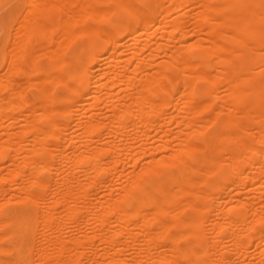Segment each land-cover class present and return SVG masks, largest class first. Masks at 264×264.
I'll list each match as a JSON object with an SVG mask.
<instances>
[{"label":"bare ground","instance_id":"1","mask_svg":"<svg viewBox=\"0 0 264 264\" xmlns=\"http://www.w3.org/2000/svg\"><path fill=\"white\" fill-rule=\"evenodd\" d=\"M23 2L0 264H264V0Z\"/></svg>","mask_w":264,"mask_h":264},{"label":"rangeland","instance_id":"2","mask_svg":"<svg viewBox=\"0 0 264 264\" xmlns=\"http://www.w3.org/2000/svg\"><path fill=\"white\" fill-rule=\"evenodd\" d=\"M6 1H7V0H0V8H1L0 10L2 11V12L0 11V15L3 14V15H1V17H0V19L3 20V21H0V29L2 28V31L0 30V31H1L0 33H1V34L7 33L8 36L12 37V30L16 32V31H17V27H19V26H18V22H20V21H18V19H19V17L21 18V13H20V12H21L20 10H22V9H21V8H22V6H21V2L24 1V2L22 3V5L25 6V5L27 4V1H28V0H23V1H22V0H17V1H16V0H14V1H13V0H8L9 5H7L8 2H6ZM11 1H12V2H11ZM202 1H203V0H202ZM211 1H213V0H211ZM215 1H216V0H215ZM4 2H5V3H4ZM10 2H11V3L14 2L13 4H14L15 6H14L13 4H11ZM17 2H18V3H17ZM3 3H4V4H3ZM15 3H16V4H15ZM19 3H20V5H18ZM201 3H202V2H201ZM2 4H3L4 6H3ZM203 4H205V5H203V6H205V7L208 6V5H206V3H204V2H203ZM207 4H209V3L207 2ZM1 5H2V6H1ZM10 5H11V6L13 5L14 7L12 6V7H13V8H12ZM200 5H201V4H200ZM209 5H210V4H209ZM16 6H17L18 9H20L19 11H18V9L16 8ZM19 6H20V8H19ZM198 6H199V5L197 4L196 7L194 8V9H195V10H194L195 12H196V9L199 8ZM4 7H5V9H2V8H4ZM205 7H204V8H205ZM10 8H11V13H9V11H8V9L10 10ZM15 8H16V10H15ZM191 8H192V7H191ZM200 8H201V6H200ZM204 8H203V9H204ZM12 9L14 10V12H13ZM203 9H201V10H203ZM3 11H4V12H3ZM7 11H8V13H7ZM194 11H193V12H194ZM17 12H18V13H17ZM13 13H14V15H16V16H15L16 18L13 17V15L11 16V14H13ZM210 13L212 14V12H210ZM214 13H216V9H215ZM214 13H213V14H214ZM7 14H8V15H7ZM19 14H20V15H19ZM9 15L11 16V17H10L11 19L8 18ZM6 16H8V17H6ZM189 16H190V15H189ZM210 16H212V15H210ZM4 17L8 18L9 21H8L7 19H6L7 21H5V20H4ZM190 17H191V16H190ZM190 17H189V18H190ZM212 17H213V16H212ZM12 18H15V20L17 19L16 21H18V22H16L14 19H13V20H14V21H13ZM187 19H188V17H187ZM190 19H191V18H190ZM190 19H188V20H190ZM19 20H20V19H19ZM4 21L6 22V23H5V26H4ZM10 21L12 22V24H14V26H13L12 24L8 25L7 22L10 23ZM13 22H14V23H13ZM15 22H16L17 24H16ZM2 24H3V25H2ZM15 24H16V25H15ZM1 26H2V27H1ZM9 26H11V28H10ZM5 27H7V28H5ZM14 27H15V28H14ZM4 28H5V29H4ZM8 28H9V30H8ZM207 28H208V27H205V29H203V30H206ZM15 29H16V30H15ZM7 30H8V32H7ZM10 30H11V31H10ZM203 30H202V33H205V32H203ZM15 32H14V33H15ZM8 33H9V34H8ZM14 33H13V34H14ZM205 35H207V34H206V33H205V34H202V36L207 37V36H205ZM13 36H14V35H13ZM206 42H207V41H205L204 43H206ZM208 43H209V42H208ZM205 46H206V44H205ZM204 48H205V47H204ZM222 89H223V88H222ZM221 94H222V93H219L220 98H221ZM221 99H223V98H221ZM221 99H219V97L217 98V100H219V101H220ZM225 99H226V98H224V100H225ZM118 174H119V173H118ZM118 174H117V175H118ZM99 175H100V177H101L102 179H104V178H106L109 174H108L106 171H101ZM116 177H117V176L115 175V178H116ZM120 179L123 180L124 178H123V179H122V178H119V180H120ZM117 180H118V179H117ZM13 205H14V204H11V203L8 204V206H13ZM69 228H70V229H69ZM67 229L70 230V231H67L69 235H72L73 231H74V232H77V231H75L76 229H74V228H73L74 230H73V229L71 230V227H68ZM71 231H72V233H69V232H71ZM73 234H74V233H73ZM251 248L253 249L254 246H252ZM235 255H236V254H234V259H236V260H237V259H241V258L243 259V257H242L243 255L241 256V254H239V255H237V258L235 257ZM238 256H239V257L241 256V258H239ZM251 256H252V255H251ZM232 258H233V257H232ZM82 259H83V258H82ZM242 259H241V260H242ZM250 259H251V260H250ZM253 259L255 260V257H254V258H249V260H250V261H249V262H250L249 264H251V263L254 264V263L256 262V261H254ZM85 260H86V258H84V261H85ZM236 260H235V261H236ZM256 260H257V259H256ZM82 261H83V260H82ZM246 261H247L246 264H248V258L246 259ZM251 261H252V262H251ZM237 262H240V261L238 260ZM237 262H236V264H238ZM83 264H87V261L83 262ZM231 264H233V263H231ZM234 264H235V262H234ZM255 264H256V263H255Z\"/></svg>","mask_w":264,"mask_h":264}]
</instances>
